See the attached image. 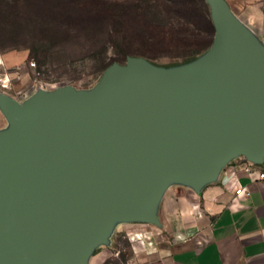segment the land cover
<instances>
[{
  "label": "water",
  "instance_id": "water-1",
  "mask_svg": "<svg viewBox=\"0 0 264 264\" xmlns=\"http://www.w3.org/2000/svg\"><path fill=\"white\" fill-rule=\"evenodd\" d=\"M205 1L212 50L187 68L134 58L88 93L0 97L12 128L0 134V264H86L111 214L154 222L169 181L197 188L229 158L264 159V51L224 0Z\"/></svg>",
  "mask_w": 264,
  "mask_h": 264
},
{
  "label": "crops",
  "instance_id": "crops-1",
  "mask_svg": "<svg viewBox=\"0 0 264 264\" xmlns=\"http://www.w3.org/2000/svg\"><path fill=\"white\" fill-rule=\"evenodd\" d=\"M226 4L253 45L264 51V3L240 13ZM245 162L243 156L225 160L197 188L182 179L169 181L154 203L155 221L115 219L86 264L112 257L118 232L135 242L131 264H264V181L245 174Z\"/></svg>",
  "mask_w": 264,
  "mask_h": 264
},
{
  "label": "rangeland",
  "instance_id": "rangeland-1",
  "mask_svg": "<svg viewBox=\"0 0 264 264\" xmlns=\"http://www.w3.org/2000/svg\"><path fill=\"white\" fill-rule=\"evenodd\" d=\"M37 0H28L30 4ZM105 3H115L125 7L126 14L120 18L117 24L118 34H114V44L109 46L108 55L118 57L124 66L125 55L136 56L138 59L146 61L152 68L162 72H176L191 66L210 54L212 46L201 55L197 56L192 63H183L190 53H184L185 49L181 38H171L165 36L161 28H155L150 25L149 18L152 14L148 13L147 5L139 3L146 0H100ZM153 1V0H152ZM233 6L236 12L253 3H264V0H226ZM225 1V2H226ZM171 4V13L180 12L186 15L184 22L190 24L185 34L190 43L203 44L208 43L207 31L208 25L206 19L199 14V6L195 3L187 4L186 0H173ZM140 5V7H136ZM1 7V6H0ZM136 7V8H135ZM25 5L18 7L25 11ZM29 9V8H27ZM139 13V14H138ZM163 19H161L162 21ZM185 25V24H184ZM202 32L196 33L192 28ZM186 29L185 26L177 27ZM38 32L33 30L19 32L10 35L6 31H0V79L6 83V88H0V97L5 96L17 101L23 105L41 94L49 95L61 89L72 88L78 92L88 93L99 85L102 76L94 74L91 68V62L86 59L88 53L96 46L102 45L106 38L98 37L96 39L85 38L79 35L76 39L66 37L64 34L57 35L53 46H49L50 59L45 64H35V61L29 59L31 50L29 49L36 42ZM200 35V36H199ZM247 35V34H246ZM248 36V35H247ZM246 36V37H247ZM34 37V38H31ZM249 36L247 37V39ZM250 40V38L248 39ZM251 42V40L249 41ZM117 44V46H116ZM259 54L263 51L256 50ZM1 58L3 60H1ZM4 61V65H3ZM2 81V82H3ZM0 121L2 127L0 134L9 135L12 128L0 106ZM0 123V124H1ZM157 200V199H156ZM156 200L154 202H156ZM117 218L115 214L109 216V226ZM131 221V220H128ZM154 236V237H153ZM151 237L156 238V235ZM103 240L99 241V243ZM135 242L129 240L124 232L117 233L113 237L112 254L106 264H131L133 258L132 248ZM135 248V247H134ZM120 253V254H119ZM41 259L45 264H69L68 261L56 254L42 253ZM135 264V263H132Z\"/></svg>",
  "mask_w": 264,
  "mask_h": 264
},
{
  "label": "trees",
  "instance_id": "trees-1",
  "mask_svg": "<svg viewBox=\"0 0 264 264\" xmlns=\"http://www.w3.org/2000/svg\"><path fill=\"white\" fill-rule=\"evenodd\" d=\"M186 2L192 5L193 3L197 4L199 14L206 21L208 19V28L205 31L209 37L208 43L202 46L187 40L185 33L190 30L189 26L191 25L185 22L180 24L186 15H182L180 12L171 13V4L174 5L173 0H146L139 3L147 5L148 13L152 14L149 18L151 26L161 28L165 36L183 39L182 44L185 49L182 50L184 53H190V57L183 63L189 64L213 45L215 28L210 7L205 0H186ZM21 5H25V11L18 9ZM0 6V31H6L10 35L23 31L29 33L35 30L38 32V37L34 39L36 42L29 48L31 50L29 59L35 61V64L47 63L51 56L49 46H53L54 39L62 33L71 39H76L79 35L89 39L106 38L102 45L96 46L86 56V59L91 62V68L95 75L101 77L112 65H123L121 64L122 60L109 56L108 52L109 46L115 43L113 41L114 34L120 32L117 30V24L120 22L121 16L126 14L125 7L100 0H37L33 4H30L28 0H0ZM136 7H140V5ZM161 19L163 20L161 21ZM179 25L185 26L186 29H178ZM192 28L196 33L202 32ZM123 57L126 64L130 59L137 58L129 55Z\"/></svg>",
  "mask_w": 264,
  "mask_h": 264
},
{
  "label": "built area",
  "instance_id": "built-area-1",
  "mask_svg": "<svg viewBox=\"0 0 264 264\" xmlns=\"http://www.w3.org/2000/svg\"><path fill=\"white\" fill-rule=\"evenodd\" d=\"M0 79V88H6V83H4V81ZM243 172L245 174L252 175L255 174L256 175V179L258 181H264V159L261 162H245L243 164ZM241 192V189H237L235 191V194H239ZM249 193H246V195H248Z\"/></svg>",
  "mask_w": 264,
  "mask_h": 264
}]
</instances>
